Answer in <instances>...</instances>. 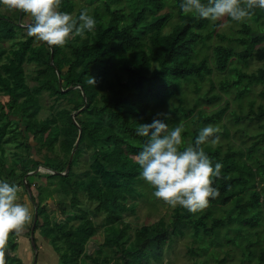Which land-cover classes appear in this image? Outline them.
<instances>
[{
  "label": "trees",
  "instance_id": "1",
  "mask_svg": "<svg viewBox=\"0 0 264 264\" xmlns=\"http://www.w3.org/2000/svg\"><path fill=\"white\" fill-rule=\"evenodd\" d=\"M85 2H61L60 11L78 18L87 9L97 22L92 32L63 47L27 33L19 38L32 23H21L30 15L0 5V95L6 97L0 101V182L21 186L33 217L37 209L33 258L42 241L56 254L55 264H162L175 238L190 236L196 247L189 253L206 256L207 264H264V105L245 99L258 86L264 99V10L256 8L235 35L226 36L217 31L218 21L184 14L182 0ZM213 37L218 42L211 43ZM253 60L260 63L257 70L243 69ZM205 81V99L192 103L191 94H199ZM45 91L55 102L51 108L57 106L39 119ZM230 93L236 110L226 99L207 111L205 104ZM161 112L170 114L169 128L183 125L185 144L194 143L203 127H219L220 143L203 147L213 167L223 165V178L213 184L220 195L197 213L177 206L169 221L134 227L125 216L136 213L147 188L155 191L134 159L148 140L137 130ZM41 166L51 172L28 174ZM40 179L45 183L38 184ZM83 195L93 207L83 204ZM31 227L24 235L29 241ZM100 229L105 238L90 254L87 244ZM19 238L10 235L6 264H25L15 252ZM225 247L230 248L220 256Z\"/></svg>",
  "mask_w": 264,
  "mask_h": 264
},
{
  "label": "clouds",
  "instance_id": "2",
  "mask_svg": "<svg viewBox=\"0 0 264 264\" xmlns=\"http://www.w3.org/2000/svg\"><path fill=\"white\" fill-rule=\"evenodd\" d=\"M62 0H0V5L10 11L30 15L27 34L48 46H65L75 37L83 38L92 32L96 20L82 10L78 18L60 11ZM256 8L264 10V0H182L180 9L184 14H195L201 19L222 21L230 18L235 22L250 20ZM89 83H96L93 77ZM167 112L157 114L150 124H140L138 135L147 137V143L134 157L141 168V178L152 186L153 195L175 208L181 206L197 213L209 206L210 199L220 195L213 187L214 180L223 178V165L215 163L206 154L203 145L220 143L219 127H203L194 143L185 144L183 125L169 128ZM40 168V167H39ZM20 188L16 184L0 182V264H6L9 237L23 235L32 223L28 207L19 201ZM31 244V243H30Z\"/></svg>",
  "mask_w": 264,
  "mask_h": 264
},
{
  "label": "rangeland",
  "instance_id": "3",
  "mask_svg": "<svg viewBox=\"0 0 264 264\" xmlns=\"http://www.w3.org/2000/svg\"><path fill=\"white\" fill-rule=\"evenodd\" d=\"M77 3H79L80 5H84L87 4L88 2H85V0H77ZM2 12H7L5 9H1ZM176 18V17H174ZM32 18L29 16L27 18H24L22 20L21 23H27L28 21H30ZM220 23V26L218 27L217 31L219 33H223L226 36H232V33L235 35L237 33V30L240 27V22L238 24L236 23H232L230 22L227 18H224L222 21H218ZM27 29V28H24ZM27 33V30H23L21 31L20 35L18 36L19 38L23 37V35H25ZM36 39V38H35ZM37 40V39H36ZM39 42V40H38ZM214 42H218V38L213 37L211 39V43ZM3 45L6 47H8V41H5L3 43ZM212 45V44H210ZM207 54L210 55L211 50H207L206 52ZM247 67H244L243 69H245L247 72H251V71H255L260 67V63L257 61H250ZM27 73H31L33 68L29 65H25L24 66ZM222 76H219V79ZM213 79H216L217 76L215 77V74L212 75ZM28 79H30V77L28 76ZM201 90L199 92V94H191V99H192V103L197 102L198 100H202L203 98L205 99L206 95H207V82H201ZM188 89L191 90V87L189 86ZM260 89H262V86H258L257 88H255L256 92L254 94H251L249 97H246V100H255L256 105L262 103L264 105V99H261L260 97H258L257 95V91L259 92ZM222 97L220 99V101L212 106L206 105L207 111H211L214 109H217L218 107L222 106L224 101H226V99L228 101H230V107L232 106V109H237V102L234 100V93H230L229 95H224L221 94ZM0 101L4 102L6 101V97H3L0 95ZM39 103H40V110L39 113L37 115V118L39 119H44L45 117L49 116L51 114V112H54L56 109V104L54 108H51V105L54 104V100L52 98H50L49 93L48 92H43L40 96H39ZM206 103V102H205ZM65 103H62V105H64ZM243 105H244V111L246 112V107L247 105V101H243ZM209 106V107H208ZM74 116V115H73ZM200 125H198L196 128H200ZM251 134V133H250ZM259 133H252L251 135L247 134L248 139H253L256 135H258ZM233 142H236L237 145H240V141L236 138H232ZM11 148L13 149L12 151H14L16 148H13V145L11 146ZM11 154L9 152H7V157L8 159L10 158ZM38 158V157H36ZM9 163V162H8ZM11 164H8V167ZM84 169H86L85 164L81 165L79 167V172L83 171ZM40 172L42 173H49L50 170L49 169H45L44 167H40ZM38 184H43L45 183V181L43 179H40L37 181ZM148 185V183H147ZM20 188V192L18 193L19 196V201H21V203L28 207L29 210L31 211V213L33 212V204L30 201V197L28 194H26L22 187L19 186ZM154 190L153 189H148L146 191V194L144 195V197L139 201V204L137 206V211L135 214H128L125 216V219L129 222L132 223V225L134 227L136 226H141L143 224H151L154 222H157L159 219L163 218L166 221L170 220V215H171V210L173 209V207L167 205L165 202L157 199L154 195ZM82 201L84 205L93 207L94 204L90 203L89 201H87V199L85 198V196H82ZM50 203V206L48 207V210H51V207L53 206V201L49 200L48 201ZM262 207H264V203L262 204ZM56 216L58 217V221H63V217H61L58 213H56ZM103 216L100 215L98 216L95 220L98 223H101L103 220ZM28 228V226L24 229L25 231L23 232V235H20L21 238H19V247L17 248V250L15 251L19 257L21 259H23V262L25 264H30L31 261L34 264V258H33V250L31 249V244L30 241L28 239V237L24 238V235L26 234V229ZM186 232L189 234L191 231L190 230H186ZM106 235V231L104 229H100L96 235L91 239V241L88 242L86 250L88 253H93L98 246L100 245V243H102V241L104 240ZM18 239V238H17ZM39 250H38V254L39 256H37L36 258V263L35 264H55L56 262V254L52 251L51 247L48 246L47 244L43 243L42 241H39ZM189 247H196V244L192 242V237H187V236H178L175 238L172 248L169 249L165 256L163 257V261L162 264H207L206 262H204L205 257L206 256H194L192 254L189 253ZM230 247H225L222 251H219V249H216L217 251H219L220 256L221 253H223L225 250H228ZM215 250V251H216ZM236 252L233 251V254ZM236 260H238V256L236 255ZM203 261V262H202Z\"/></svg>",
  "mask_w": 264,
  "mask_h": 264
},
{
  "label": "water",
  "instance_id": "4",
  "mask_svg": "<svg viewBox=\"0 0 264 264\" xmlns=\"http://www.w3.org/2000/svg\"><path fill=\"white\" fill-rule=\"evenodd\" d=\"M50 59H51V64H52V55H51ZM59 82H61V80H59ZM60 87H61V84H60ZM80 136H81V130H79V135H78V138L76 140L75 147L72 149V151L70 153V156H69V159H68V164H67V170L69 169L70 163H71V161L73 159V155H74L75 150H76V148L78 146V143H79V140H80ZM39 169L40 168L38 167L35 171L29 172L28 174L40 172ZM52 173H54V172H52ZM28 193H30L29 190H28ZM36 220H37V209L35 208L34 217H33L32 223H31L32 224L31 233H30L31 247H34L35 246V243H34V240H33V230H34V227H35V224H36ZM36 258H37V250H35V257H34L35 260H34V264L36 263Z\"/></svg>",
  "mask_w": 264,
  "mask_h": 264
},
{
  "label": "crops",
  "instance_id": "5",
  "mask_svg": "<svg viewBox=\"0 0 264 264\" xmlns=\"http://www.w3.org/2000/svg\"><path fill=\"white\" fill-rule=\"evenodd\" d=\"M18 202H20V203H21V201H18Z\"/></svg>",
  "mask_w": 264,
  "mask_h": 264
},
{
  "label": "flooded vegetation",
  "instance_id": "6",
  "mask_svg": "<svg viewBox=\"0 0 264 264\" xmlns=\"http://www.w3.org/2000/svg\"><path fill=\"white\" fill-rule=\"evenodd\" d=\"M25 231V230H24ZM26 231H27V229H26Z\"/></svg>",
  "mask_w": 264,
  "mask_h": 264
}]
</instances>
